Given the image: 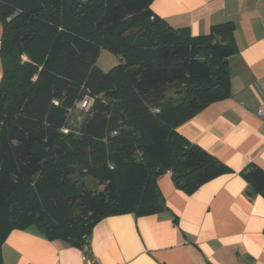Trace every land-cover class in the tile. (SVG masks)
Here are the masks:
<instances>
[{"label":"trees","instance_id":"16d2710c","mask_svg":"<svg viewBox=\"0 0 264 264\" xmlns=\"http://www.w3.org/2000/svg\"><path fill=\"white\" fill-rule=\"evenodd\" d=\"M152 1L0 0V264L15 228L84 246L107 216L164 209L165 173L191 194L230 171L178 127L230 96L235 26L192 35ZM104 48L122 60L107 72L97 66ZM83 98L91 106L73 129ZM242 174L264 196V169Z\"/></svg>","mask_w":264,"mask_h":264},{"label":"crops","instance_id":"0c3cea01","mask_svg":"<svg viewBox=\"0 0 264 264\" xmlns=\"http://www.w3.org/2000/svg\"><path fill=\"white\" fill-rule=\"evenodd\" d=\"M151 9L192 35L227 22L235 26L230 96L178 127L230 171L191 194L165 173L158 180L164 209L107 216L84 246L50 239L33 227L15 228L2 245L1 264H86L85 251L93 264H264V196L250 193L242 174L251 163L264 169V120L255 114L264 106V0H153ZM1 35L0 22V47ZM2 72L0 57V79ZM170 87L167 95L173 96Z\"/></svg>","mask_w":264,"mask_h":264},{"label":"rangeland","instance_id":"374dc122","mask_svg":"<svg viewBox=\"0 0 264 264\" xmlns=\"http://www.w3.org/2000/svg\"><path fill=\"white\" fill-rule=\"evenodd\" d=\"M122 60L120 56L114 54L112 51L104 48L100 49L99 56L97 58V66L104 72L109 71L113 66L121 63ZM173 87H170V91L173 92ZM83 115L78 112V109L76 108L72 113H70L69 116V126L73 129H75L79 122L81 121ZM87 182V185L89 187H97L95 184V178L88 177L85 179Z\"/></svg>","mask_w":264,"mask_h":264},{"label":"built area","instance_id":"2783aa9c","mask_svg":"<svg viewBox=\"0 0 264 264\" xmlns=\"http://www.w3.org/2000/svg\"><path fill=\"white\" fill-rule=\"evenodd\" d=\"M91 106V100L89 98H83L79 102H77L76 108L78 112L82 115L86 113ZM255 114L262 120H264V106H259L255 110ZM64 132H68L69 128H63ZM86 264H93L92 260L86 256Z\"/></svg>","mask_w":264,"mask_h":264}]
</instances>
